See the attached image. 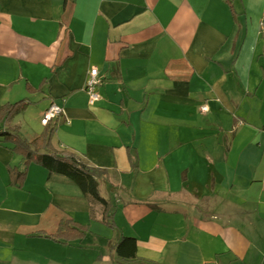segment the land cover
Here are the masks:
<instances>
[{
    "label": "crops",
    "instance_id": "crops-1",
    "mask_svg": "<svg viewBox=\"0 0 264 264\" xmlns=\"http://www.w3.org/2000/svg\"><path fill=\"white\" fill-rule=\"evenodd\" d=\"M263 14L264 0H0V108L33 103L0 130L33 142L62 104L51 146L106 173L116 226L0 143V264H264ZM66 220L83 240L48 238ZM124 236L138 261L116 257Z\"/></svg>",
    "mask_w": 264,
    "mask_h": 264
},
{
    "label": "trees",
    "instance_id": "trees-1",
    "mask_svg": "<svg viewBox=\"0 0 264 264\" xmlns=\"http://www.w3.org/2000/svg\"><path fill=\"white\" fill-rule=\"evenodd\" d=\"M228 4H230L228 2ZM26 90L31 91L32 88L26 85ZM33 91V90H32ZM33 104L25 99L14 103H8L0 108V123L4 122L21 111L25 110L29 105ZM59 119L47 124L41 134L33 142L28 143L20 138L16 133L7 130H0V143L11 144V151L19 155L25 164H36L48 172V176L52 174L62 175L78 186L84 196L89 198L92 204L100 206L102 211L101 223L108 228H116L113 221L114 206L109 200L104 199L99 194L98 180L106 173L89 167L87 164L72 156L63 157L55 152L51 146V139L54 135ZM40 143V148L36 147V142ZM9 185L20 189L26 177V171H18L16 168L8 167ZM88 232L87 225H80L72 220L61 221L54 235H49L51 240H62L69 242L73 240H83ZM116 257L123 262L138 261L136 253V240L133 237H122L114 246ZM139 264H144L140 262Z\"/></svg>",
    "mask_w": 264,
    "mask_h": 264
},
{
    "label": "built area",
    "instance_id": "built-area-1",
    "mask_svg": "<svg viewBox=\"0 0 264 264\" xmlns=\"http://www.w3.org/2000/svg\"><path fill=\"white\" fill-rule=\"evenodd\" d=\"M261 26L264 28V14L261 20ZM101 77L99 76L98 70L92 68L88 72V77L84 85V92L88 98V104L93 105L100 100L98 88L101 85ZM209 111V107L205 104L199 107L200 113H206ZM63 105L56 102H51L47 109L43 112L40 118V124L46 126L50 122L63 117Z\"/></svg>",
    "mask_w": 264,
    "mask_h": 264
},
{
    "label": "rangeland",
    "instance_id": "rangeland-1",
    "mask_svg": "<svg viewBox=\"0 0 264 264\" xmlns=\"http://www.w3.org/2000/svg\"><path fill=\"white\" fill-rule=\"evenodd\" d=\"M19 99H21V96H18L17 98H15L14 102H16ZM14 102H11V103H14ZM5 104H8V103H4V105ZM33 112H36L35 109H29L28 113H25V115H24L25 116V119H27L29 122H32L33 124L34 123H37L38 124V119L36 118V115ZM101 194L103 196H105V194L103 192Z\"/></svg>",
    "mask_w": 264,
    "mask_h": 264
}]
</instances>
